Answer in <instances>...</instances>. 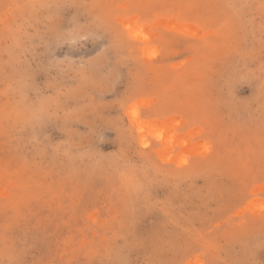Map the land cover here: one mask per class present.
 Here are the masks:
<instances>
[{
  "label": "rangeland",
  "instance_id": "rangeland-1",
  "mask_svg": "<svg viewBox=\"0 0 264 264\" xmlns=\"http://www.w3.org/2000/svg\"><path fill=\"white\" fill-rule=\"evenodd\" d=\"M0 264H264V0H0Z\"/></svg>",
  "mask_w": 264,
  "mask_h": 264
}]
</instances>
